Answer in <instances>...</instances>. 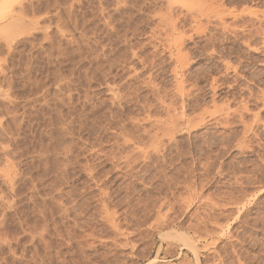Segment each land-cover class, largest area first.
<instances>
[{"label": "rangeland", "instance_id": "1", "mask_svg": "<svg viewBox=\"0 0 264 264\" xmlns=\"http://www.w3.org/2000/svg\"><path fill=\"white\" fill-rule=\"evenodd\" d=\"M167 1L0 0V264H264V0Z\"/></svg>", "mask_w": 264, "mask_h": 264}, {"label": "bare ground", "instance_id": "2", "mask_svg": "<svg viewBox=\"0 0 264 264\" xmlns=\"http://www.w3.org/2000/svg\"><path fill=\"white\" fill-rule=\"evenodd\" d=\"M214 1V0H213ZM166 2V1H165ZM168 2V4L170 5V9L172 10V8L174 9V7L176 6L177 7V9H178V7L180 8V7H182L183 8V10L184 9H186V11L187 10H189L190 12H191V14H192V11L193 12H195V10L197 9V12H196V15H202V10H203V8H204V6H202V5H200V7H201V9H200V7L199 6H195V7H192L193 5H192V3L193 4H196V3H198V2H194V0L192 1V0H190V2H189V0H168L167 1ZM192 2V3H191ZM205 2V1H204ZM203 2V3H204ZM191 3V4H190ZM200 3H202V1L200 2ZM209 3V2H208ZM199 4V3H198ZM207 5V4H206ZM194 9H191V7ZM175 7V8H176ZM214 7H215V5H214ZM208 8V7H207ZM207 8L206 9H204V10H206L207 11ZM212 8V7H211ZM181 9V8H180ZM217 9V8H216ZM245 9V8H244ZM201 12V13H199V11ZM215 10V9H214ZM226 10V9H225ZM228 10V9H227ZM231 10V9H230ZM167 11H168V9H167ZM181 11H182V9H181ZM211 11V10H210ZM222 11V10H221ZM236 11V10H235ZM172 12H174V11H172ZM171 12V13H172ZM219 12V11H218ZM179 13H180V11H179ZM188 13V12H187ZM198 13V14H197ZM224 13V12H223ZM174 14V13H173ZM190 14V13H189ZM194 14V13H193ZM204 14V13H203ZM176 15V14H175ZM206 15V14H205ZM215 15V14H214ZM171 16V15H170ZM193 16V15H192ZM218 16V15H217ZM199 17V16H198ZM169 18V17H168ZM177 18V17H176ZM195 18V17H194ZM162 19H163V17H162ZM190 19H192V18H190ZM198 19V18H197ZM232 19V18H231ZM170 20V19H169ZM177 20V19H176ZM186 20V19H185ZM193 20V19H192ZM195 20V19H194ZM167 21V20H166ZM171 21H173V20H171ZM206 21V20H205ZM217 21V20H216ZM224 21V20H223ZM170 22V21H169ZM195 22V21H194ZM173 23V22H172ZM175 20H174V25H172L173 27V31L175 30V31H178V30H176L175 28H177L176 26H175ZM209 23H210V21H209ZM220 23V22H219ZM226 23V22H225ZM229 23V22H228ZM203 24V23H202ZM215 24V23H214ZM234 24V23H233ZM223 25V24H222ZM222 25H220V26H222ZM181 26V25H180ZM197 26V25H196ZM233 26V25H232ZM215 27V26H214ZM199 28H200V26H199ZM191 30V29H190ZM227 30V29H226ZM246 30V29H245ZM249 30V29H248ZM195 31V30H194ZM166 33V32H165ZM194 33V32H193ZM250 33V32H249ZM245 34V33H244ZM172 35V34H171ZM182 35H184V34H182ZM234 35V34H233ZM249 36V35H248ZM184 37V36H183ZM195 37H196V35H195ZM174 38H176V37H174ZM210 38V37H209ZM247 38V37H246ZM206 39V38H205ZM253 39V38H252ZM178 40V39H177ZM180 41V40H179ZM183 41V40H182ZM191 41V40H190ZM193 42V41H192ZM166 43V42H165ZM165 43H164V45H165ZM177 43H179L178 41L175 43L176 45H177ZM168 45H169V43H168ZM179 46V45H178ZM198 46V45H197ZM252 46V45H251ZM164 48V47H163ZM178 48V50H177V58H179L178 59V61L180 62V63H182V64H184V63H186L187 61V56L185 55V54H183L182 53V51L183 50H181L180 49V47H177ZM176 48V49H177ZM181 48H182V46H181ZM187 49V48H186ZM170 54H171V52H170ZM183 55H185V56H183ZM173 57V56H172ZM186 58V59H185ZM212 58V57H211ZM166 60V59H165ZM170 61V60H169ZM178 62V64L180 65V63ZM190 62V61H189ZM241 63V62H240ZM188 64V63H187ZM226 64V63H225ZM228 64V63H227ZM222 65V64H221ZM175 66V65H174ZM182 67L184 66V65H181ZM180 66V67H181ZM228 66V65H227ZM232 66V65H231ZM235 66V65H234ZM175 68H176V66H175ZM185 68V67H184ZM173 70V69H172ZM177 70V69H176ZM228 70H229V68H228ZM234 70H235V68H234ZM230 71V70H229ZM176 72V71H175ZM228 73V72H227ZM172 74H174V73H172ZM177 74V73H176ZM181 75H179V77H180ZM229 76V75H228ZM177 78H178V76H177ZM214 79H216V78H214ZM181 81H182V78L180 79ZM236 82V81H235ZM147 83V82H146ZM183 84L184 83H182V82H178L177 83V86H178V88H177V90H178V93L180 94V95H183L184 94V92H185V87L183 86ZM150 87H152V86H150ZM154 87V86H153ZM238 87V86H237ZM217 88V87H216ZM154 89V88H153ZM157 89V88H156ZM115 90V89H114ZM111 91H113V90H111ZM215 91V90H214ZM113 93V92H112ZM153 93V92H152ZM116 95V94H115ZM116 97V96H115ZM172 98V97H171ZM187 98V97H186ZM253 99V98H252ZM160 100V99H159ZM156 102V101H155ZM170 104V103H169ZM246 104V103H245ZM161 105V104H160ZM166 104H164V106H165ZM175 105V104H174ZM150 106V105H149ZM152 106V105H151ZM162 106V105H161ZM188 106V105H187ZM214 106V105H213ZM227 106V105H226ZM246 106V105H245ZM166 107V106H165ZM215 107H218V105L216 106V104H215ZM225 107V106H224ZM161 108V107H160ZM176 108V107H175ZM221 108V107H220ZM226 108V107H225ZM243 108V107H242ZM152 109V108H151ZM168 109H169V113L171 114L170 116H169V122L167 123V122H164V125L165 126H167V127H165L166 129L167 128H172V129H176L175 127L177 126V125H179V120L180 119H182L181 117H183L182 116V114H178V113H176V110L174 109V110H172V107H170V105H169V107H168ZM210 109V108H209ZM247 109V108H246ZM261 109V108H260ZM155 110V109H154ZM167 110V109H166ZM170 110H172V111H170ZM216 110V109H215ZM218 110V109H217ZM226 110V109H225ZM222 112H223V110H222ZM149 113V112H148ZM232 113V112H231ZM233 113H234V111H233ZM166 114V113H165ZM208 114V113H207ZM207 114H205V115H207ZM228 114V113H227ZM226 114V115H227ZM180 116V117H179ZM204 116V115H203ZM211 116V115H210ZM151 117V116H150ZM189 118V117H188ZM225 118V117H224ZM162 119V118H161ZM145 120H146V118H145ZM162 120H164V119H162ZM166 120V119H165ZM192 120V119H191ZM143 121H144V119H143ZM188 121H189V119H188ZM239 121H241V120H239ZM202 122H204V121H202ZM244 123V122H243ZM227 124V123H226ZM160 125H161V123H160ZM164 125H162L161 126V128L162 127H164ZM181 125V124H180ZM195 125V124H194ZM245 125V124H244ZM153 126V125H152ZM173 126H175V127H173ZM227 126V125H226ZM178 127V126H177ZM153 128V127H152ZM165 128H162V129H164V130H162L163 132L166 130ZM182 128V127H181ZM197 128V127H196ZM160 129V128H159ZM158 129V130H159ZM246 129H247V127H246ZM178 130V129H177ZM244 130V129H243ZM156 131V130H155ZM155 131H154V133H155ZM160 131V130H159ZM162 131H161V133H162ZM168 131H170L171 132V130H169V129H167V132ZM148 132H150V131H148ZM153 134V133H152ZM163 134V133H162ZM156 135V134H155ZM245 136V135H244ZM150 137V136H149ZM157 137V136H156ZM163 137V136H162ZM152 138V137H151ZM168 138V137H167ZM158 139V138H157ZM134 140V139H133ZM141 149V148H140ZM139 150V149H138ZM143 150V149H142ZM140 152V151H139ZM132 153V152H131ZM141 153V152H140ZM143 153V152H142ZM145 153V152H144ZM143 153V154H144ZM127 157V156H126ZM9 170V169H8ZM8 170H7V172H8ZM11 170V169H10ZM12 175V174H11ZM1 177V176H0ZM13 178H14V175L12 176ZM4 182V181H3Z\"/></svg>", "mask_w": 264, "mask_h": 264}]
</instances>
